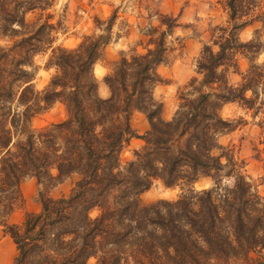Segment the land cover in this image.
<instances>
[{"label": "trees", "instance_id": "obj_1", "mask_svg": "<svg viewBox=\"0 0 264 264\" xmlns=\"http://www.w3.org/2000/svg\"><path fill=\"white\" fill-rule=\"evenodd\" d=\"M38 2L45 0H0V35L14 40L0 47V226L17 248L14 264H88L92 258L96 264H264V198L233 157L215 154L222 150L219 137L234 128L221 115L224 105L241 103L256 116L264 110V100L257 105L262 73L251 70L238 88L228 80L237 55L262 50L260 41L243 42L240 35L264 21V0L224 1L228 26L209 31L210 38L219 36L204 44L198 59L203 79L181 93L171 121L162 118L154 89L163 82L158 68L167 61V36L180 26L177 17L161 15L166 29L148 34L146 52L123 54L114 63L104 78L111 91L105 100L93 66L114 40L116 15L97 20L104 34L86 36L73 49L54 47L53 24L26 22ZM49 49L46 67L56 73L38 91L27 68ZM57 103L66 118L34 131L32 119ZM135 112L150 124L144 135L131 126ZM133 138L145 144L122 165ZM74 175L68 195L41 194L40 212L28 213L21 224L7 222L23 200L26 179L53 188ZM222 176L236 177L223 196ZM205 178L217 187L196 192ZM156 181L186 190L175 200L142 204L141 195Z\"/></svg>", "mask_w": 264, "mask_h": 264}, {"label": "rangeland", "instance_id": "obj_2", "mask_svg": "<svg viewBox=\"0 0 264 264\" xmlns=\"http://www.w3.org/2000/svg\"><path fill=\"white\" fill-rule=\"evenodd\" d=\"M224 1L198 0L194 4L193 0H121L120 5L116 6L112 3V0H67L58 9L56 7L58 0H45L42 3L38 2L36 4L37 8L27 13L26 22L33 24L40 21L41 23L48 22L49 24H53L55 27L51 36L54 40L53 46L73 49L86 36L93 35L97 33V30H100L97 20L106 21L113 14L116 15L114 22V28L117 29L115 39L105 48L103 58L99 61L104 68L112 70L114 63L123 54H142L146 52L150 46V36L148 34L157 29L159 30L155 36L157 37L159 33L166 29L165 26L161 25V15H173L177 17L180 26L175 28L173 35L167 36L170 48L167 61L158 68L163 82L159 83L154 89L155 98L164 105L162 118L168 120L171 109L179 105L181 93H187L189 91L187 86L193 79H197V77L189 78L192 62L197 64L206 43L205 41L213 44V41L218 37L215 34V36L210 38L211 32L209 31L211 28L219 25L228 26V13L225 9ZM204 3L209 5L208 11L213 14L207 21H203L198 15ZM145 13H148V15L145 16ZM154 16L159 19V24L156 26H153L152 22ZM188 19L193 20L194 23L185 22ZM213 21H216V23H213ZM205 23L206 26H203ZM177 29L185 33V35L177 36L175 34ZM247 29L253 31V40L261 42L260 37L264 34V21L257 22ZM189 32L191 33L190 35L187 34ZM169 37H172V39H169ZM17 39H20V37ZM121 39H124L126 42L132 41L129 44V51L127 53L116 51L114 48V44L118 43ZM13 43L14 40L0 35V47H10ZM261 43L262 50H264V42ZM197 45H202L199 51L197 50ZM50 53L51 49L36 55L33 59V67L27 68L35 73L32 83L38 91L46 88L52 76L56 73L55 68L48 69L46 67ZM258 55L259 53L257 55H237V64L231 68L228 75L229 83L230 75H238L241 77V86L244 79L248 77L249 72L255 70L263 74L259 86V90L262 93L264 91V66L254 63ZM106 76L103 77L102 81L96 77L99 82V91L101 83L105 84L104 78ZM197 76H199L198 73ZM173 87L175 91H169ZM157 89L160 90L158 98L155 95ZM232 103H236L242 109H246L245 114L250 115V119H245L244 117L225 118L223 114L224 105L221 115L225 120L231 121L234 128L232 131L225 132L219 137V144L222 150H216L215 154L227 153L230 157H233L235 162L240 166L239 171L251 183L254 191L264 198V116H262L264 110L256 116L255 108L250 110L241 103ZM260 103L261 98L260 101H257V105ZM258 117L260 119H257ZM65 118V107L57 103L51 109L35 116L31 121V128L34 131H39L53 123L61 122ZM131 126L138 135H144L150 129L146 116L140 112L133 114ZM144 144V141L141 139H131L122 151V165L133 161L135 158L134 153L140 150ZM76 180L77 176L74 175L53 188H47L45 184H39L35 178L26 179L21 186L23 200L7 218V222L10 224H21L28 213H38L41 211V194H46L54 199L61 198L71 192ZM203 180L201 179L197 183ZM177 188L180 189L178 193L176 192ZM185 190L186 188L181 186L166 188L160 181H156L149 191L141 195V203L148 205L159 200H175ZM97 214L98 212L94 211L92 216L95 217ZM16 256L17 248L15 244L10 237L3 234V227L0 226V264H14ZM88 264H96V259H90Z\"/></svg>", "mask_w": 264, "mask_h": 264}, {"label": "clouds", "instance_id": "obj_3", "mask_svg": "<svg viewBox=\"0 0 264 264\" xmlns=\"http://www.w3.org/2000/svg\"><path fill=\"white\" fill-rule=\"evenodd\" d=\"M67 0H58V3L56 5V7L59 9L64 3H66ZM198 0H193V3H197ZM112 3L116 6H119L121 3V0H112ZM209 5L207 3H204L202 5V10L198 13V15L202 18L203 21H207L209 18H211V16L213 15L211 12L208 11ZM148 13H145V16H147ZM226 18V17H225ZM153 26H156L159 24V19L157 17H153ZM185 22L187 23H194L193 20L188 19ZM213 23H216V21H213ZM206 26V23L203 25ZM14 28H18L19 25H13ZM117 29L114 28L113 29V39H115V33H116ZM104 34L102 30H97V35H102ZM177 36H181V35H185V33H182L180 30H176L175 33ZM188 35H190L191 33H187ZM217 36H219V33H217ZM169 39H172V37H169ZM254 39L253 36V31L251 29H247L244 33H242L241 35V40L243 42H247V41H251ZM261 42H264V34L261 35L260 37ZM132 41L129 40L128 42H126L124 39H121L118 43L114 44V48L116 51H123L125 53H127L129 51V44ZM206 43H208V41H205ZM209 46H211V44H209ZM202 47V45H197V50L199 51L200 48ZM214 51H219V48H214ZM254 63L256 65L259 66H264V50H262L257 59L254 61ZM94 74L95 76L102 81L103 77L106 75H109L111 70L108 68H104L101 63L98 61L94 66ZM196 68H197V64L195 62H192L191 64V69L189 70V78L191 77H197L198 80H202L203 79V74H200L199 76H197V72H196ZM28 71H31V69H27ZM183 83V81H182ZM241 83V77L240 76H231L230 75V85L232 87L238 88L240 86ZM159 89L156 90L155 95L159 96ZM169 91H175V88H170ZM189 91H191L189 89ZM99 95L101 97V99H105L107 100L110 96H111V91L108 87L107 84H103L101 83V87H100V91H99ZM198 93L197 94H193V96L191 97V99H196ZM245 95L249 98L252 97L253 93L252 91H248L245 93ZM261 100H264V91H262L261 93ZM177 106H174L171 109V112L168 116V120H172L173 116L175 115V113L177 112ZM23 109H21L22 111ZM246 109H242L238 104L236 103H232V104H227L225 105L224 109H223V114L225 116V118L228 117H244L245 119H250V115H246ZM262 116H264V113H262ZM257 119H260V117H258ZM236 185V177L235 176H222L221 181H220V188H219V193L220 195H225V189H232L234 188ZM216 182L214 180H212L211 178H205L202 182L197 183L194 185V190L196 192H202L205 190H209V189H213L216 188ZM180 191L179 188L176 189V192L178 193Z\"/></svg>", "mask_w": 264, "mask_h": 264}]
</instances>
